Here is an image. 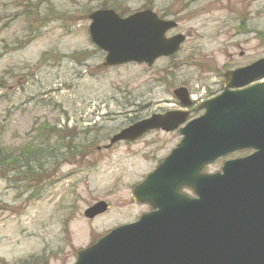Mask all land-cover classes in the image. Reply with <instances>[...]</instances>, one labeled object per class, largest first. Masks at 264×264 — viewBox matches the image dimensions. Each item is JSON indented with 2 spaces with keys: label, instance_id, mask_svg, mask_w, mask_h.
Wrapping results in <instances>:
<instances>
[{
  "label": "rangeland",
  "instance_id": "obj_1",
  "mask_svg": "<svg viewBox=\"0 0 264 264\" xmlns=\"http://www.w3.org/2000/svg\"><path fill=\"white\" fill-rule=\"evenodd\" d=\"M104 7L122 16L147 7L177 21L171 33L187 39L174 60L190 62L173 75L166 58L152 68L104 67V53L89 36V14ZM261 57L264 0H0V149L11 160L24 150L32 151L28 159L44 158L46 126L89 131L88 141L96 140L86 155L55 169L48 160L42 171L31 163L28 184L15 183L23 175L16 172L8 181L0 176V264H73L77 251L135 221L147 207L132 200V188L177 138L153 133L130 145L97 146L138 116L173 103L167 101L173 86L209 79L195 68L202 61L203 68L218 69ZM101 200L108 211L85 217Z\"/></svg>",
  "mask_w": 264,
  "mask_h": 264
},
{
  "label": "water",
  "instance_id": "obj_2",
  "mask_svg": "<svg viewBox=\"0 0 264 264\" xmlns=\"http://www.w3.org/2000/svg\"><path fill=\"white\" fill-rule=\"evenodd\" d=\"M89 18L92 41L107 53L105 66H151L174 54L184 40L166 38L176 24L151 10L123 18L103 9ZM229 77L240 79L237 86L263 78L264 58ZM182 121L171 112L154 115L115 134L111 144L155 128L172 130ZM182 133L179 147L133 192L134 200L158 210L78 252L76 264H264V83L225 92ZM244 148L254 152L226 162L222 173L200 175L207 163ZM180 185L191 187L198 198L179 195ZM106 210L101 201L84 214L94 218Z\"/></svg>",
  "mask_w": 264,
  "mask_h": 264
},
{
  "label": "flooded vegetation",
  "instance_id": "obj_3",
  "mask_svg": "<svg viewBox=\"0 0 264 264\" xmlns=\"http://www.w3.org/2000/svg\"><path fill=\"white\" fill-rule=\"evenodd\" d=\"M145 9H150V8L146 7V8L139 9V10H145ZM154 12L157 13L156 11H154ZM158 16L160 18L166 19L165 18L166 16H164V15L162 16V15L158 14ZM176 23H177L176 27L174 29H171L167 33L168 36H174V35H177V34H181L180 32L171 33L173 31L177 30V28L179 26V23L177 21H176ZM185 41H184V43H185ZM182 46H183V44H182ZM243 54H244V52H241L240 55H243ZM175 56L176 55H174V57ZM174 57L167 58V59H170L172 61V60H174ZM254 61H256V60H254ZM254 61H252V62H254ZM252 62H249V63L244 64V65H237V66H223V67H219L218 69L217 68L211 69V67L208 66L205 69V68H203V66H205V63L202 61V63L197 64L195 66V68L203 69L201 71L203 73H205L208 77L210 76L209 77L210 80L205 78L204 81L203 82H199V84L197 82L196 83L194 82L195 84H198V85L191 84L192 82H189V83H184L181 86L180 85L173 86L172 87L173 88V90H172V95L173 96L169 100H167V101H171L173 103L165 104L163 102V104L161 106L159 105V108L155 109L154 111H152L150 113L148 112L147 115L138 116L136 119H144V118L154 114L155 112H163L165 110H171V111H175V112H183V113H180L179 116H181L182 118H186L187 121H191V120L201 116L202 114H204L206 112L205 108H201V106L204 103L208 102L211 99H214V98L218 97L219 95H221L226 90H228V91H238V90H240L241 89L240 87H234V86H229L228 88L226 87L227 86L226 74L228 72L232 71V70H236V69H238L240 67L247 66L248 64H250ZM143 66H145V64H143ZM152 67H150V68H152ZM178 67H185V66H178L176 64H175V67H173V68H172V66H169L168 70H170V72L166 71V73L168 75L169 74L173 75L177 71L176 69ZM263 82H264V80H263ZM253 84H249L248 86L253 85ZM180 87H183V88L186 89V91H184L183 97H182V99L184 101V104H186V106H184V104L174 94V91L177 88H180ZM201 88H202L203 92H201ZM147 106H149V105H147ZM180 127L177 130H174V131H171V132H166V131L158 130V129L157 130H152V131L148 132L147 134H145L143 137L139 138L138 140H135L133 142L123 141L121 143L130 145V144H134V143H138V142L143 141L147 136H149V135H151L153 133H163V134H173L177 138V141H176V143L173 146V148H174V147H176L178 145V143L181 140ZM54 141H55V139L52 140L53 143H54ZM60 147L61 146L59 145L57 150H56V152H58V154L61 152V148ZM49 159L52 160V162H55V158L54 157L50 156ZM53 169H55L54 168V163H53ZM52 175H54V173H52ZM183 191L185 192L187 190H183ZM145 206L148 208L147 205H145Z\"/></svg>",
  "mask_w": 264,
  "mask_h": 264
},
{
  "label": "trees",
  "instance_id": "obj_4",
  "mask_svg": "<svg viewBox=\"0 0 264 264\" xmlns=\"http://www.w3.org/2000/svg\"><path fill=\"white\" fill-rule=\"evenodd\" d=\"M46 129L49 130L50 134L53 130L62 131L63 133V141L65 142V146L63 149V159L65 161L76 159L77 156L86 155L87 154V146H81L79 148L75 144V137L77 136V131H64L61 129H53L51 127L46 126ZM84 135V139L86 140L87 134H89V131L82 132ZM56 135V134H55ZM47 136V133L45 135H42L44 137V140ZM66 140V141H65ZM67 140L70 141L72 144H67ZM43 149H46L45 146H43ZM32 151H22L18 157L13 160L10 159L9 155L7 153H4L3 149H0V174L9 173V172H16L17 174H23L26 177L28 176V173H31L32 171V164H38V167L40 171L43 170L45 160L48 156L47 150L43 151L44 158L40 157V159H28V157H31ZM34 158V157H33ZM25 178V177H24Z\"/></svg>",
  "mask_w": 264,
  "mask_h": 264
}]
</instances>
